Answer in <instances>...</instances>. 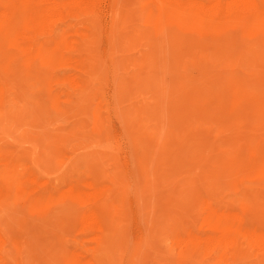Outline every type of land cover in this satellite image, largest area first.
<instances>
[{
  "label": "rangeland",
  "instance_id": "1",
  "mask_svg": "<svg viewBox=\"0 0 264 264\" xmlns=\"http://www.w3.org/2000/svg\"><path fill=\"white\" fill-rule=\"evenodd\" d=\"M41 1L0 0V264H264V0Z\"/></svg>",
  "mask_w": 264,
  "mask_h": 264
},
{
  "label": "bare ground",
  "instance_id": "2",
  "mask_svg": "<svg viewBox=\"0 0 264 264\" xmlns=\"http://www.w3.org/2000/svg\"><path fill=\"white\" fill-rule=\"evenodd\" d=\"M68 1H69V0H68ZM143 1H144V0H143ZM215 1H216V0H215ZM232 1H234V0H232ZM240 1L242 2V0H240ZM250 1H252V2L254 3L256 0H250ZM44 2H45V0H44ZM44 2H43V3H44ZM46 2H49V0H48V1L46 0ZM46 2H45V3H46ZM50 2H51V1H50ZM99 2H100V1H99ZM152 2H153V1H152ZM179 2H180V0H179ZM195 2H196V1H195ZM195 2H194V3H195ZM245 2H246V0H245ZM248 2H249V1H248ZM248 2H247V4H248ZM262 2H263V1H262ZM39 3H42V1L40 2V0H39ZM39 3H37V4H39ZM190 3H191V2H190ZM198 3L200 4V2H198ZM213 3H214V2H213ZM228 3H229V2H228ZM228 3H225V4H228ZM233 3H234V2H233ZM253 3H251V5H252ZM260 3H261V2H260ZM73 4H74V3H73ZM82 4H83V2H82ZM117 4H118V3H117ZM210 4H211V3H210ZM223 4H224V3H223ZM234 4H235V3H234ZM238 4H239V3H238ZM243 4H244V3H243ZM53 5H54V4H53ZM84 5H85V4H84ZM192 5H193V4H192ZM196 5H197V4H196ZM200 5H202V4H200ZM214 5H215V4H214ZM229 5H230V4H229ZM236 5H237V4H236ZM251 5H250V4L248 5L249 8H250ZM255 5H257V4L255 3ZM74 6H75V5H74ZM87 6H88V5H87ZM197 6H198V5H197ZM203 6L205 7V4H203ZM215 6H216V5H215ZM231 6H233V4H232ZM231 6H229V7H231ZM239 6H240V5H239ZM239 6H237V7L239 8ZM245 6H246V5H245ZM252 6H253V5H252ZM37 7H38V6H37ZM39 7H40V6H39ZM48 7H49V6H48ZM118 7H119V6H118ZM152 7H153V6H152ZM200 7H201V6H200ZM200 7H199V10H200ZM206 7H207V6H206ZM216 7H217V6H216ZM223 7H224V6H223ZM234 7H235V6H234ZM254 7H255V6H254ZM256 7H257V6H256ZM54 8H55V7H54ZM196 8H197V7H196ZM209 8H210V6H209ZM209 8H208V10H209ZM226 8H227V7H226ZM244 8H245V7H244ZM252 8H253V7H252ZM252 8H251V10H252ZM258 8L260 9V7H258ZM51 9H52V8H51ZM56 9H57V8H56ZM201 9H203V8H201ZM215 9H216V8H215ZM231 9H232V8H231ZM253 9H254V8H253ZM262 9H263V8H262ZM205 10H206V9H205ZM212 10H213V9H212ZM218 10H219V9H218ZM229 10H230V9H229ZM232 10H233V9H232ZM239 10H240V9H239ZM241 10H242V9H241ZM246 10H247V9H246ZM255 10H257V9L255 8ZM13 11H14V10H13ZM45 11H46V10H45ZM47 11H48V10H47ZM156 11H157V9H156ZM202 11H203V10H202ZM223 11H225V10H223ZM230 11H231V10H230ZM237 11H238V10H237ZM260 11H263V10H260ZM74 12H75V11H74ZM209 12H210V11H209ZM209 12H206V11H205L206 14H208ZM225 12H226V11H225ZM225 12H223V13H225ZM227 12H228V11H227ZM247 12H248V10H247ZM50 13H51V12H50ZM115 13H116V11H115ZM162 13H163V12H162ZM215 13H216V12H215ZM232 13H233V12H232ZM254 13H255V12H254ZM260 13H261V12H260ZM2 14H3V13H2ZM45 14H47V13H45ZM203 14H204V13H203ZM206 14H204V15L207 16ZM217 14H218V13H217ZM220 14H221V13H220ZM220 14H219V15H220ZM243 14H244V13H243ZM0 15H1V14H0ZM48 15H49V13H48ZM48 15H47V16H48ZM72 15H73V14H72ZM163 15H164V14H163ZM226 15H227V14H225V18H226ZM228 15H229V14H228ZM34 16H35V15H34ZM36 16H37V15H36ZM43 16H44V15H43ZM45 16H46V15H45ZM49 16H50V15H49ZM53 16H54V15H53ZM67 16H68V15H67ZM222 16H223V15H222ZM3 17H4V16H3ZM41 17H42V16H41ZM50 17H51V16H50ZM213 17H214V16H213ZM243 17H244V16H243ZM257 17H258V16H257ZM53 18H54V17H53ZM116 18H117V17H116ZM195 18H196V17H195ZM227 18H228V16H227ZM45 19H46V18H45ZM50 19H52V18H50ZM50 19H47V21L50 20ZM57 19H58V18H57ZM233 19H234V18H233ZM71 20H72V19H71ZM193 20H194V19H193ZM219 20H220V19H219ZM219 20H217V21L219 22ZM234 20H236V19H234ZM252 20H253V19H252ZM52 21H53V20H52ZM223 21H224V20H223ZM250 21H251V20H250ZM250 21H249V22H250ZM49 22H50V21H49ZM189 22H190V21H189ZM36 23H37V22H36ZM77 23H78V22H77ZM229 23H230V22H229ZM37 25H38V24H37ZM72 25H73V24H72ZM179 25H180V24H179ZM213 25H214V24H213ZM47 26H48V24H47ZM49 26H50V25H49ZM75 26H76V25H75ZM92 26H93V25H92ZM151 26H153V25H151ZM181 26H182V25H181ZM214 26H215V25H214ZM226 26H227V25H226ZM239 26H240V25H239ZM250 26H251V25H250ZM216 27H217V26H216ZM78 28H79V27H78ZM48 29H49V28H48ZM148 29H149V28H148ZM112 30H114V29L112 28ZM164 30H165V29H164ZM195 31H196V30H195ZM169 32H170V31H169ZM210 32H211V31H210ZM110 33H111V32H110ZM112 33H114V31H113ZM82 34H83V33H82ZM158 34H159V33H158ZM158 34H157V35H158ZM191 34H192V33H191ZM78 35H80V34H78ZM137 35H138V34H137ZM163 35H165V34H163ZM169 35H170V34H169ZM194 35H195V34H194ZM153 36H154V35H153ZM158 36H159V35H158ZM158 36H157V37H158ZM261 36H262V35H261ZM80 37H81V35H80ZM146 37H148V36L146 35ZM121 38H122V37H121ZM162 38H164V37H162ZM147 39H148V38H147ZM9 43H10V42H9ZM185 45H186V44H185ZM143 47H144V46H143ZM144 49H145V48H144ZM13 51H14V50H13ZM210 52H211V51H210ZM86 53H87V52H86ZM86 53H85V54H86ZM173 54H174V53H173ZM170 55H171V54H170ZM174 55H175V54H174ZM180 55H181V54H180ZM43 56H44V55H43ZM171 56H172V55H171ZM176 57H177V56H176ZM179 57H180V56H179ZM10 58H11V57H10ZM208 58H209V57H208ZM144 59H145V58H144ZM144 59H143V60H144ZM148 60H149V59H148ZM80 61H81V60H80ZM21 62H22V61H21ZM132 62H133V61H132ZM135 62H136V61H135ZM78 63H79V62H78ZM133 64H134V63H133ZM137 66H138V64H137ZM166 67H167V66H166ZM176 68H177V67H176ZM176 68H175V69H176ZM30 69H31V68H30ZM254 70H255V69H254ZM51 71H52V70H51ZM178 71H179V70H178ZM178 71H177V72H178ZM143 72H144V71H143ZM254 72H255V71H254ZM171 73H172V72H171ZM235 73H237V71H236ZM173 74H174V73H173ZM180 77H181V76H180ZM60 81H61V80H60ZM152 82H153V81H152ZM238 85H239V84H238ZM58 87H59V86H58ZM170 87H171V86H170ZM48 88H49V87H48ZM260 90H261V89H260ZM164 94H165V93H164ZM46 97H47V96H46ZM190 97H191V96H190ZM4 98H5V97H4ZM70 98H71V97H70ZM228 102H229V101H228ZM14 103H15V102H14ZM14 103H13V104H14ZM102 103H103V102H102ZM13 104H12V105H13ZM8 105H9V104H8ZM209 112H210V111H209ZM130 114H131V113H130ZM161 116H162V115H161ZM96 122H97V121H96ZM170 125H172V124H170ZM188 126H189V125H188ZM152 130H153V129H152ZM81 135H82V134H81ZM86 135H87V134H86ZM162 135H163V134H162ZM100 138H101V137H99V139H100ZM138 140H139V139H138ZM166 140H167V139H166ZM83 141H84V140H83ZM84 143H85V142H84ZM100 143H101V142H100ZM94 144H96V143H94ZM94 144H93V145H94ZM190 145H191V144H190ZM217 149H218V148H217ZM133 150H134V149H133ZM158 152H159V151H158ZM145 153H146V152H145ZM155 154H156V153H155ZM141 155H142V153H141ZM203 155H204V154H203ZM144 157H145V156H144ZM200 157H201V156H200ZM99 158H100V157H99ZM153 158H154V157H153ZM159 158H160V157H159ZM202 158H203V157H202ZM213 160H214V159H213ZM214 162H215V161H214ZM28 165H29V164H28ZM198 167H199V166H198ZM235 169H236V168H235ZM235 169H234V170H235ZM259 169H260V168H259ZM186 172H187V171H186ZM138 173H139V172H138ZM171 174H172V173H171ZM186 174H187V173H186ZM244 174H245V173H244ZM219 177H220V176H219ZM29 178H30V177H29ZM31 179H32V178H31ZM28 180H29V179H28ZM43 180H44V179H43ZM43 180H42V181H43ZM34 181H35V180H34ZM42 181H41V182H42ZM25 183H26V182H25ZM26 184H27V183H26ZM38 185H40V183H38ZM66 186H67V185H66ZM89 186H91V185H89ZM236 186H237V185H236ZM91 187H92V186H91ZM210 187H211V186H210ZM32 188H33V187H32ZM69 188H70V187H69ZM233 188H234V187H233ZM235 188H236V187H235ZM49 189H50V187H49ZM72 189H73V188H72ZM34 190H35V189H34ZM52 190H53V189H52ZM263 190H264V189H263ZM21 191H22V190H21ZM69 191H71V189H70ZM69 191H68V192H69ZM64 192H66V191H64ZM83 194H84V193H83ZM85 194H86V193H85ZM90 194H91V193H90ZM4 195H5V194H4ZM93 196H94V195H93ZM108 196H109V195H108ZM234 196H235V195H234ZM68 197H70V196H68ZM87 197H88V196H87ZM236 197H237V196H236ZM234 198H235V197H234ZM237 198H238V197H237ZM237 198H236V199H237ZM246 198H247V197H246ZM86 199H87V198H86ZM101 199H102V198H101ZM110 199H111V198H110ZM242 199H243V198H241V200H242ZM41 200H42V199H41ZM216 200H218V199H216ZM237 200H238V199H237ZM1 201H2V200H1ZM39 201H40V200H39ZM211 201H212V200H211ZM239 201H240V200H239ZM89 202H90V201H89ZM209 203H210V202H209ZM0 204H1V203H0ZM239 204H240V203H239ZM207 205H208V204H207ZM105 206H106V205H105ZM238 206H240V205H238ZM84 207H85V206H84ZM99 207H100V206H99ZM206 207H207V206H206ZM208 209H209V208H208ZM225 210H226V209H225ZM113 213H114V212H113ZM213 216H214V215H213ZM222 216H223V215H222ZM225 216H226V215H225ZM35 217H36V216H35ZM83 217H84V216H83ZM231 217H232V216H231ZM236 217H237V216H236ZM87 218H88V216H87ZM93 219H94V216H93ZM248 220H249V219H248ZM89 222H90V221H89ZM91 222H92V221H91ZM95 222H97V225L100 226V222H101V218H100V216L97 215V217H96V219H95ZM87 223H88V222H87ZM88 224H89V223H88ZM165 224H167V223H165ZM229 225H231V226H228V227L226 228V230H228V229H229V230H232V229L238 228V225H236V226L233 225V224H229ZM68 226H69V225H68ZM220 226H221V225H220ZM66 227H67V226H66ZM97 227H98V226H97ZM97 227H96V228H97ZM122 227H123V226H122ZM240 227H242V226H240ZM244 227H248V229H251V228H252V230H253V228H256V227H253V226H245V225H244ZM244 227H243V228H244ZM170 229H171V228H170ZM173 229H174V228H173ZM239 229H240V228H239ZM256 229H257V228H256ZM256 229H255V230H256ZM259 229H260V228H259ZM99 230H100V229H98V231H99ZM209 230H210V229H209ZM237 230H238V229H237ZM252 230H249V231H251V233H252ZM261 230H262V229H260V231H261ZM94 231H95V230H94ZM164 231H165V230H164ZM215 231H216V230H215ZM218 231H219L220 235H222L223 233L226 232V231H225V228H221V227H220V229L217 230V232H218ZM220 231H221V232H220ZM234 231H235V230H234ZM238 231H239V230H238ZM243 231H245V230L243 229ZM249 231H248V232H249ZM256 232H258V231H256ZM167 233H168V232H167ZM170 233H171V232H170ZM226 233H229V234H230V231H227ZM234 233H235V232H234ZM253 233H254V231H253ZM258 233H259V232H258ZM231 234H232V232H231ZM244 234H245V233H244ZM246 234H247V233H246ZM246 234H245V235H246ZM248 234H249V233H248ZM248 234H247V235H248ZM2 235H3V234H2ZM107 235H108V234H107ZM253 235H254V234H253ZM255 235H256V234H255ZM7 236H8V235H7ZM97 236H98V235H97ZM260 236H262V234H261ZM13 237H14V236H13ZM177 237H178V236H177ZM193 237H194V236H193ZM224 237L226 238V236H224ZM253 237H254V236H253ZM255 237H256V236H255ZM89 238H91V237H89ZM188 238H189V237H188ZM196 238H197V237H196ZM198 238H199V237H198ZM210 238L212 239L213 237H210ZM244 238H245V237H244ZM244 238H243V239H244ZM250 238H251V237H250ZM262 238H263V237H262ZM14 239H15V237H14ZM161 239H162V238H161ZM163 239H164V238H163ZM208 239H209V238H208ZM208 239H206V241H209ZM211 239H210V240H211ZM218 239H219V238H215L214 241H215V242H216V241L220 242ZM222 239H223V238H222ZM84 240H85V239H84ZM89 240H90V239H89ZM196 240H197V239H195V241H196ZM202 240H204V237L200 238V241H201V242H203ZM224 240H225V239H224ZM228 240H230V239H228ZM239 240H240V239H239ZM241 240H242V239H241ZM241 240H240V241H241ZM14 241H15V240H14ZM206 241H205V242H206ZM212 241H213V240H212ZM212 241H211V242L209 241V242L212 243ZM225 241H226V240H225ZM245 241H246V240H245ZM249 241H250V240H249ZM253 241H255L254 238H253ZM5 242H6V241H5ZM167 242H168V241H167ZM201 242H200V243H201ZM205 242H204V243H205ZM228 242H230V241H228ZM261 242H262V241H261ZM91 243H92V241H91ZM181 243H182V242H181ZM210 243H209V244H210ZM222 243H223V242H222ZM251 243H252V242H251ZM251 243H250V244H251ZM3 244H5V243H3ZM177 244H179V243H177ZM207 244H208V243L206 242V246H212L214 243H213L212 245H207ZM224 244H225V242H224ZM231 244H232V242H231ZM254 244H255V243H254ZM140 245H141V244H140ZM222 245H223V244H222ZM228 245H229V244H228ZM244 245H245V244H244ZM259 245H261V244H259ZM262 245H263V244H262ZM21 246H22V245H21ZM179 246H180V245H179ZM246 246H247V245H246ZM90 247H91V246H90ZM261 247H262V246H261ZM261 247H260V248H261ZM183 248H184V247H183ZM256 248L258 249L257 246H256ZM224 249H225V248H224ZM262 249H263V248H262ZM79 250H80V249H79ZM153 250H154V249H153ZM215 250H216V248H215ZM179 251H180V250H179ZM187 251H188V250H187ZM218 251H219V250H218ZM262 251H263V250H262ZM257 252H258V251H257ZM76 254H77V253H76ZM258 254H259V253H258ZM110 255H111V254H110ZM213 256H214V255H213ZM253 256H254V255H253ZM255 256H256V255H255ZM201 257H202V256H201ZM249 257H250V256H249ZM241 259H242V258H241ZM205 260H206V259H205ZM208 261H209V260H208ZM225 261H226V260H225ZM226 262H227V261H226ZM241 262H242V261H241ZM263 262H264V261H263ZM89 263H90V262H89ZM211 263H212V262H211ZM82 264H83V262H82ZM85 264H86V263H85ZM91 264H94V263L91 262ZM199 264H200V263H199Z\"/></svg>",
  "mask_w": 264,
  "mask_h": 264
}]
</instances>
